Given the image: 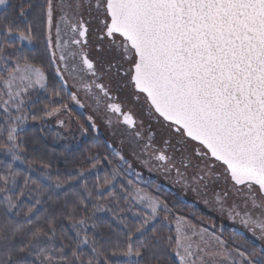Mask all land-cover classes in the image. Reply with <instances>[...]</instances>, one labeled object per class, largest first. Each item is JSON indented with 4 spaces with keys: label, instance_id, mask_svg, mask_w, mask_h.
Listing matches in <instances>:
<instances>
[{
    "label": "trees",
    "instance_id": "1",
    "mask_svg": "<svg viewBox=\"0 0 264 264\" xmlns=\"http://www.w3.org/2000/svg\"><path fill=\"white\" fill-rule=\"evenodd\" d=\"M47 9L48 0H9L0 11V90L12 61L47 75L44 91L27 97L28 126L15 136L14 156L7 152L8 128L0 123V264H177L173 229L161 221L147 226L134 216L137 209L126 197L125 183L129 180L165 202L174 217L194 220L201 214L170 192L151 191L127 176L107 144L92 135L74 110V120L90 133L80 144L60 143L47 124L48 115L64 109L70 99L51 73ZM10 33L27 36L30 48L7 41ZM78 172H84L82 180ZM116 172L125 182L116 183ZM215 233L230 250L264 264V252L256 245L228 229ZM129 256L134 259L127 260Z\"/></svg>",
    "mask_w": 264,
    "mask_h": 264
},
{
    "label": "water",
    "instance_id": "2",
    "mask_svg": "<svg viewBox=\"0 0 264 264\" xmlns=\"http://www.w3.org/2000/svg\"><path fill=\"white\" fill-rule=\"evenodd\" d=\"M155 114L264 198V0H106Z\"/></svg>",
    "mask_w": 264,
    "mask_h": 264
},
{
    "label": "rangeland",
    "instance_id": "3",
    "mask_svg": "<svg viewBox=\"0 0 264 264\" xmlns=\"http://www.w3.org/2000/svg\"><path fill=\"white\" fill-rule=\"evenodd\" d=\"M8 1L0 0V11L5 9ZM63 6L61 0H48L46 42L51 54V73L56 75L70 97L64 109L53 111L46 119L56 139L60 143L75 146L90 135L86 128L74 120L70 112L74 110L81 115L92 135L107 144L109 151L116 156L117 164L125 168L127 176L151 191L170 192L179 201L192 207L195 213L201 214L199 219L194 220L174 217L165 202L141 187L132 186L129 180L125 183L129 194L124 196L127 195L137 209L134 216L142 217L147 226L161 221L162 225L173 229L177 264H253L248 256L227 248L215 232L218 230L221 235L224 229H228L264 252V198L258 188L237 187L230 181L221 163L208 160L194 166L197 162L193 155L190 156L193 161L191 166L182 163L170 169L168 164L152 159L151 148L141 139L135 138L134 133L124 128L118 118L103 107L94 105V101L75 84L70 66L64 59L65 44L63 46L60 39ZM7 41L19 42L18 47L31 46L29 38L19 33L8 34ZM9 51L11 53L13 50ZM12 65L13 69L5 76L0 90V123L8 128L6 132L9 134L10 148L7 152L14 156L15 136L28 126L24 110V105L29 102L27 97L34 90L44 91L47 75L27 63L12 61ZM151 128L158 130L156 127ZM77 174L78 180H82L85 175L84 172ZM115 175L119 176L116 183L125 182L123 175L118 172ZM83 228L81 226V231H86ZM133 259L129 256L127 260Z\"/></svg>",
    "mask_w": 264,
    "mask_h": 264
},
{
    "label": "flooded vegetation",
    "instance_id": "4",
    "mask_svg": "<svg viewBox=\"0 0 264 264\" xmlns=\"http://www.w3.org/2000/svg\"><path fill=\"white\" fill-rule=\"evenodd\" d=\"M61 2L64 6L60 14V39L63 46L65 44L64 59L75 84L94 105L118 118L124 128L151 148L152 159L168 164L170 169H174L175 164L191 166V155L197 162L194 166L208 160L219 164L180 128L157 116L146 97L135 91L132 83L135 53L123 37L109 32L106 0ZM132 108L135 111H131Z\"/></svg>",
    "mask_w": 264,
    "mask_h": 264
}]
</instances>
